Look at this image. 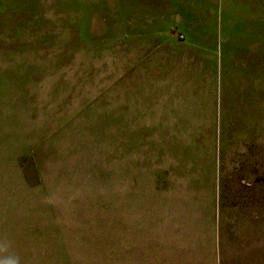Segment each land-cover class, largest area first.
I'll return each mask as SVG.
<instances>
[{"label":"rangeland","instance_id":"obj_1","mask_svg":"<svg viewBox=\"0 0 264 264\" xmlns=\"http://www.w3.org/2000/svg\"><path fill=\"white\" fill-rule=\"evenodd\" d=\"M128 4L0 0V264H264V0Z\"/></svg>","mask_w":264,"mask_h":264},{"label":"crops","instance_id":"obj_2","mask_svg":"<svg viewBox=\"0 0 264 264\" xmlns=\"http://www.w3.org/2000/svg\"><path fill=\"white\" fill-rule=\"evenodd\" d=\"M127 8H256L262 0H136L137 5Z\"/></svg>","mask_w":264,"mask_h":264},{"label":"clouds","instance_id":"obj_3","mask_svg":"<svg viewBox=\"0 0 264 264\" xmlns=\"http://www.w3.org/2000/svg\"><path fill=\"white\" fill-rule=\"evenodd\" d=\"M13 264H15V262H13Z\"/></svg>","mask_w":264,"mask_h":264}]
</instances>
